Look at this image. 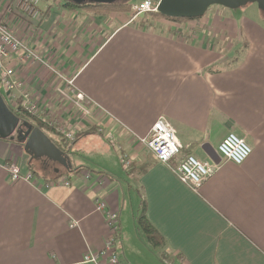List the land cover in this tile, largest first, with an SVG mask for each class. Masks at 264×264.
<instances>
[{"label":"crops","instance_id":"crops-1","mask_svg":"<svg viewBox=\"0 0 264 264\" xmlns=\"http://www.w3.org/2000/svg\"><path fill=\"white\" fill-rule=\"evenodd\" d=\"M62 2L42 1V18L33 23L16 11L18 0H0V18L46 62H10L33 98L49 103L65 126L73 122L56 92L60 72L75 75L97 102L75 129L68 153L74 170L58 179L47 169L31 172L21 143L0 138V264H82L109 232L98 196L119 213L123 264H142L136 257L157 252L137 227L143 201L165 239L162 249L178 264H264L262 14L217 10L188 21L137 20L146 14ZM160 115L183 144L180 156L220 163L197 190L139 140ZM229 131L252 147L242 164L217 150ZM9 161L32 177L11 181Z\"/></svg>","mask_w":264,"mask_h":264},{"label":"built area","instance_id":"built-area-1","mask_svg":"<svg viewBox=\"0 0 264 264\" xmlns=\"http://www.w3.org/2000/svg\"><path fill=\"white\" fill-rule=\"evenodd\" d=\"M44 0H18L17 9L23 17L37 23L42 18L41 3ZM160 0H141L132 4L134 18L143 13L157 11ZM20 63L41 62L46 64L44 58L29 46L21 38L17 37L9 23L0 18V88L2 95L10 108L26 112L42 119L66 139L68 143L76 140V127L84 118L94 114L97 108L95 102L75 82L76 76H63L60 72L62 83L56 87L60 99L67 104V112L73 122L65 126L62 115L51 110L49 103L37 101L32 92L26 87L24 79L17 76V68L10 64L13 58ZM56 74V68L48 65ZM152 152L153 156L160 162L169 165L178 177L197 190L219 168L220 163H212L199 159L196 155L188 153L180 156L183 144L178 138L174 127L165 115H160L149 133L145 137H139ZM218 152L225 160L236 164H242L251 154L252 147L247 140L233 131H229L217 145ZM174 162V163H173ZM129 164V161L126 160ZM9 179L17 181L21 178L30 179V173H22L18 163L7 162L5 165ZM91 172L85 173V178H91ZM65 185H70V179H64ZM98 210L105 214L106 224L109 232L105 244L101 249H88L83 254L79 263L82 264H123L121 252L118 245L120 219L119 213L111 209L106 200L98 196L95 200Z\"/></svg>","mask_w":264,"mask_h":264},{"label":"water","instance_id":"water-1","mask_svg":"<svg viewBox=\"0 0 264 264\" xmlns=\"http://www.w3.org/2000/svg\"><path fill=\"white\" fill-rule=\"evenodd\" d=\"M67 1L77 6H83L88 4L122 5L133 0ZM248 3H256L259 9L264 11V0H160L157 11L170 18H198L203 17L212 5L236 9ZM0 138L20 142L30 160L45 158L63 167L66 171L70 172L73 169L69 154L61 149L43 129L17 115L4 99L1 90ZM55 171L60 176L64 173V171H60L59 167H56Z\"/></svg>","mask_w":264,"mask_h":264},{"label":"trees","instance_id":"trees-1","mask_svg":"<svg viewBox=\"0 0 264 264\" xmlns=\"http://www.w3.org/2000/svg\"><path fill=\"white\" fill-rule=\"evenodd\" d=\"M134 2H129L127 4H122V5H118V4H88V5H83V6H87L90 8H97L99 10H124V11H131L132 10V4ZM63 5L70 7V8H77L80 6L74 5L70 2H68L67 0H63L62 2ZM151 15L155 16V17H161V18H165L171 21H188V20H195V19H200L202 17H198V18H170V17H166L164 15H162L161 13H159L158 11H154L151 12ZM17 115H19L20 117H22L25 120H28L29 122L33 123L35 126H39L41 129H43L44 131H49V135L53 138V140L55 141V143L64 151H66L67 153L70 152L71 150V146L74 142L72 143H68L66 141V139L59 133L56 132L55 128L49 126L47 123H45L42 119L37 118L34 115H31L29 113L26 112H20L17 109H13L11 108ZM53 135V136H52ZM59 137H58V136ZM57 137V138H55ZM78 135L76 136L77 139ZM36 159L33 160H29L28 163V167L29 170L31 172H35V173H39V174H44L42 173L44 169H48L51 172V177L54 179H58L60 177V175L58 173L54 172L53 169V165L54 163L52 161L47 160L52 166L49 165V163L47 162L46 164H44V166L42 167H37L35 161ZM34 161V162H33ZM38 161V160H37ZM43 169V170H42ZM74 170V169H72ZM78 170H81L78 169ZM64 173H67L69 171H66L65 169H63ZM46 175V174H45ZM50 177V176H49ZM47 177V178H49ZM137 227L139 228V230L143 233V235L145 236L147 242L152 246L153 249H160L161 255L162 257H166L167 256V252L165 251L164 245H165V239L162 237V235H160L158 233V231L155 229V227L151 224V222L148 220L147 216H146V212H145V204L144 201L141 205V210L140 213L137 215ZM120 235V233H119Z\"/></svg>","mask_w":264,"mask_h":264},{"label":"rangeland","instance_id":"rangeland-1","mask_svg":"<svg viewBox=\"0 0 264 264\" xmlns=\"http://www.w3.org/2000/svg\"><path fill=\"white\" fill-rule=\"evenodd\" d=\"M139 1H141V0H133L132 2H139ZM251 9H256V10L258 9V11L264 17V11L259 9V7H258V5L256 3H248L247 5L239 7V8H236V9H231V8H227V7L220 6V5H212L207 10L206 15H208V14L214 12V11H217V10L218 11H225V12H228V11L229 12H233V11L238 12V11H243V10L250 11ZM102 11H104V10H102ZM106 11H113V10H106ZM114 11H124V10H114ZM143 14H146V15L140 16L137 20H141L144 17H145V20L146 19H149V20H154V19L164 20L165 19V18H161V17H155V16L151 15V13H143ZM238 49H240V48H238ZM0 90H1V88H0ZM23 129H25V128H23ZM56 132H57V130H56ZM104 141L108 142L109 140H108V138H105ZM45 160H47V159H45ZM45 160H43V161H45ZM34 161H35L37 167L44 166L42 160H38L37 161V159H36ZM47 170H49V168ZM127 216H128V220L126 222L127 238H128L129 241H132L133 239H135V234H134V226L132 224L131 210H130V213ZM119 249H120V251L122 250V246L121 245H120ZM159 250L160 249H156L157 252L153 253L152 251H149V249H148V250H146V252L143 253L142 257H136V258H137V260L141 261L142 264H178V261H177V259L175 257H171V255H167L166 257H162V255H160L159 252H158ZM132 256H134V255L132 254Z\"/></svg>","mask_w":264,"mask_h":264},{"label":"flooded vegetation","instance_id":"flooded-vegetation-1","mask_svg":"<svg viewBox=\"0 0 264 264\" xmlns=\"http://www.w3.org/2000/svg\"><path fill=\"white\" fill-rule=\"evenodd\" d=\"M38 160V159H37ZM39 160H42V162H43V164H46L47 163V161L45 160V158H41V159H39ZM43 160H45V161H43ZM49 163V162H48ZM55 164V163H54ZM49 165L50 166H52L50 163H49ZM57 167H58V164H55ZM54 167V166H53Z\"/></svg>","mask_w":264,"mask_h":264}]
</instances>
